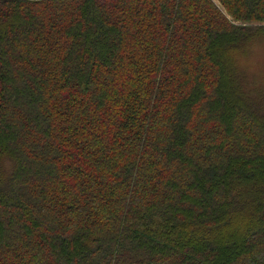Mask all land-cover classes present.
<instances>
[{
	"label": "trees",
	"instance_id": "1",
	"mask_svg": "<svg viewBox=\"0 0 264 264\" xmlns=\"http://www.w3.org/2000/svg\"><path fill=\"white\" fill-rule=\"evenodd\" d=\"M264 0H0V264H264Z\"/></svg>",
	"mask_w": 264,
	"mask_h": 264
},
{
	"label": "rangeland",
	"instance_id": "2",
	"mask_svg": "<svg viewBox=\"0 0 264 264\" xmlns=\"http://www.w3.org/2000/svg\"><path fill=\"white\" fill-rule=\"evenodd\" d=\"M252 48V55L248 57L250 78L256 76L264 82V40H257Z\"/></svg>",
	"mask_w": 264,
	"mask_h": 264
}]
</instances>
